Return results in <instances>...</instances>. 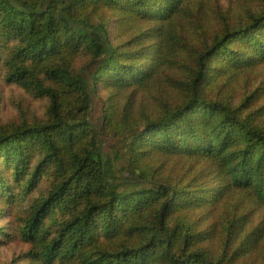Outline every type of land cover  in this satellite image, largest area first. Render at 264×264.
<instances>
[{"label": "trees", "instance_id": "trees-1", "mask_svg": "<svg viewBox=\"0 0 264 264\" xmlns=\"http://www.w3.org/2000/svg\"><path fill=\"white\" fill-rule=\"evenodd\" d=\"M232 1L0 0V264H264V0Z\"/></svg>", "mask_w": 264, "mask_h": 264}, {"label": "rangeland", "instance_id": "rangeland-1", "mask_svg": "<svg viewBox=\"0 0 264 264\" xmlns=\"http://www.w3.org/2000/svg\"><path fill=\"white\" fill-rule=\"evenodd\" d=\"M206 4H212V2L211 1H207L206 2ZM244 4V0H234V1H232V4L231 5H227V6H221L222 8H223V10L224 11H227V12H230L231 14L232 13H235V14H237L240 10H241V8L244 6L243 5ZM225 5H226V3H225ZM188 9H190V7H188ZM201 12L203 11V6H201L200 8H198ZM227 9V10H226ZM196 13V12H195ZM191 14H192V12H191ZM203 14V13H202ZM195 15V14H194ZM206 15H210V14H206ZM12 85V84H11ZM12 86H14V85H12ZM9 106H8V104L6 103L5 104V109H4V111H3V113L4 114H9ZM22 113H26V114H28V115H36L37 113L36 112H34V111H22L21 112V114ZM106 157H107V153H106ZM106 159V158H105Z\"/></svg>", "mask_w": 264, "mask_h": 264}]
</instances>
